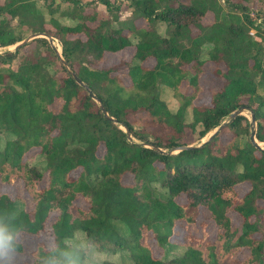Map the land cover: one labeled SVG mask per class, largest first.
<instances>
[{
    "label": "trees",
    "instance_id": "1",
    "mask_svg": "<svg viewBox=\"0 0 264 264\" xmlns=\"http://www.w3.org/2000/svg\"><path fill=\"white\" fill-rule=\"evenodd\" d=\"M95 1L120 9L115 0ZM224 1L230 9L219 0H130L132 13L122 19L88 13L82 0H0V46L46 32L58 39L62 57L84 83L45 36L30 40L27 51L25 43L0 52V181L21 179L32 202L0 192V215L35 234L57 211L54 245L39 242L32 264H60L68 259L65 252L77 253L83 264L84 252L66 242L77 230L99 250L126 251L134 264H264V148L251 142L248 118L237 114L201 145L168 152L191 144L190 134L204 137L240 105L252 108L255 137L264 141V26L243 0ZM207 12L213 18L205 23ZM138 17L148 26L137 25ZM131 45L130 58L119 62L127 66L126 84L113 71L117 64H98L105 52ZM149 58L153 62L144 64ZM206 63H214L222 82L208 104H197ZM85 85L117 122L104 116ZM165 89L178 100L174 111L162 97ZM55 99L61 100L58 109ZM225 129L231 134L222 143ZM32 147H39L36 162L24 158ZM45 176L47 183L39 185ZM242 182L249 188L239 194L235 185ZM231 212L241 221L233 223ZM197 218L200 234L189 227ZM177 223L187 229L184 249L169 255L180 245L171 238ZM149 232L163 249L159 256L146 241ZM241 250L248 251L243 258Z\"/></svg>",
    "mask_w": 264,
    "mask_h": 264
},
{
    "label": "rangeland",
    "instance_id": "2",
    "mask_svg": "<svg viewBox=\"0 0 264 264\" xmlns=\"http://www.w3.org/2000/svg\"><path fill=\"white\" fill-rule=\"evenodd\" d=\"M114 2L116 5L120 6L119 10L115 8H113L112 10H109V8H107V6L104 3H101L99 1L82 0L84 11L88 13L95 12L99 16H102V17H109V16L113 17L114 15L117 14L122 19L130 16V14L132 13L131 7L129 6L130 0H115ZM219 2L225 9H230L226 1L219 0ZM243 2L249 5V10L247 12L251 18L255 19V23H260L264 26V22H263L264 21V0H243ZM66 6H69V5L62 4V7H66ZM257 11L260 14H258ZM212 16L213 14L211 12H207V14L204 16L203 21L205 23L211 21L213 18ZM61 20L65 22H72L70 19H61ZM135 22L139 26H148L147 20L141 17L136 18ZM89 24L92 25L94 24V22L89 21ZM157 28L160 32L163 33L166 30L165 23L160 22ZM262 28L264 27H261V29ZM250 30H252L251 32H253V34L251 33V35L253 36L257 35V31L255 32L256 29L254 27L251 28ZM260 32L261 34L264 35V31L260 30ZM28 34H26L24 37L28 36ZM30 40L26 42L27 43L26 45L22 44V45H25V47L23 48L24 51L29 50L33 46L32 43L29 44ZM15 44L16 43L11 44V45H6V46H0V52H3L7 49L15 50L17 48L15 47ZM53 44L61 51V46L59 44V41L58 39L54 37H53ZM133 51H134V45L127 46L115 52L107 51L104 53L103 59L99 62L98 65L110 67V66L117 64L115 70L113 71L116 72L117 74H120L122 76L123 82L128 84L130 83V78L127 75V66L119 62L121 61V59L130 58ZM153 60H154L153 58H149L146 61H144V64L150 65L151 62H153ZM16 62H18V60L13 61L12 66H16ZM218 66L223 67L224 65L222 62H220ZM214 67H215L214 63H206V65L203 67V71L199 78L200 85L202 86V90L198 93L195 99V103L197 104H208L211 101L212 92L217 90L221 86L222 78L213 72ZM182 87L183 89H189L187 82H184ZM162 97L167 102L169 108L174 111L177 107L178 100L172 96L171 91L169 89H165L162 93ZM60 104H61V100L55 99L52 103V107L54 109H58ZM188 110L190 112V108H188ZM241 114H244L248 118L249 124H250V112L247 109H245L242 111ZM133 118L138 119V122H140L139 120L143 119V116H140L139 118L138 116H134ZM226 120L227 118H225L223 121H226ZM255 126H256V121L254 122V127ZM212 131L208 132L204 137H201V138H197L196 133L194 135L190 134L191 138L189 140L191 142V145L196 144V143L197 145H199L200 143H202L203 140H205V138ZM230 134L231 133L225 129L221 135V142L222 143L226 142L228 138L230 137ZM258 143L260 144V146L264 147V141H258ZM99 151L103 152L102 145L99 147ZM24 158L27 159L29 162H36L37 160H39L40 158L39 147H32L29 150H27L24 155ZM71 173L72 175H75V176L78 175L79 168L73 169ZM129 179H130L129 176L124 178V180H129ZM46 183H47V176H45V178L40 180L39 185L40 184L44 185ZM248 188H249L248 182H242V183H238L235 185V189L239 194H243ZM0 192H7L9 195H12V196L20 195L25 199L28 205H32L30 194L25 189L24 183L21 179H14L11 182H1L0 181ZM176 199L179 202H185L184 195H179L176 197ZM75 201L81 204L82 206H86L85 200L82 199L81 197H78ZM259 203L264 205V200H259ZM56 214H57V211L52 212L47 217L45 221V227L39 233L31 234L27 232H21L19 239L22 242L23 249L22 251L19 252V255L17 256L15 260V264H32L33 251L36 249L37 244L39 242H43V244L47 247H51L54 245V237L52 233L51 223L55 219ZM230 216H231L233 223H238L242 219L241 216L235 212H231ZM199 220L200 219L197 218V220L189 226L190 229L195 231L196 234L201 233L199 232L201 230L200 225L198 224ZM205 229H207L209 238H214L213 236L215 234H214V229L212 225L206 224ZM186 233H187V229L185 228V226L178 225L177 223L176 226L174 227V233L171 235V238L172 240L180 243V245L178 247L173 248L172 251H170L169 255L172 253H179L182 249H184V245H182L181 243L183 241L184 234ZM256 236H259V235H256ZM146 241L154 255L159 256L162 253L163 249L158 245L156 238L151 232L148 233V236L146 237ZM66 242L73 246H77L78 248H80L85 254L84 261H89V264H100L101 261L104 259L113 260V261L118 262L119 264H134L133 260H131V258L129 257L126 251L119 250L117 252H108V251L97 249L95 245L89 241L85 233L80 230L75 231V233L71 237L66 239ZM247 252H248L247 250H241L237 255H240L241 258H243L247 255ZM165 264H172V263L166 262Z\"/></svg>",
    "mask_w": 264,
    "mask_h": 264
},
{
    "label": "water",
    "instance_id": "3",
    "mask_svg": "<svg viewBox=\"0 0 264 264\" xmlns=\"http://www.w3.org/2000/svg\"><path fill=\"white\" fill-rule=\"evenodd\" d=\"M37 36H45L49 42L52 44L54 50L56 51V53L58 54L62 64L65 66V68L68 70V72L75 78V80L78 82V83H81V84H84L83 81L81 80V78L76 74V72L73 70V68L70 66V64L68 63V61L66 59H64L61 55V51L53 44V37L52 35L46 33V32H32L30 34H28V36L22 38L21 40H19L18 42H16L15 44V47H18L22 44H25L26 42H28V40L34 38V37H37ZM89 95L91 97H93L99 104V107L101 109V111L103 112L104 116L109 118V119H113L114 121L117 122V119H115L114 117H112L111 115L108 114L104 104L102 103L101 99L96 96L92 90L87 86L85 85ZM247 109L249 112H250V140L251 142L255 145V146H258V147H261V148H264L262 146H260V144L258 143V141L256 140V137H255V127H254V122H255V117H254V113H253V110L251 107H248V106H245V105H240L238 108L234 109L233 111H231L229 114H228V120L226 121H223L221 124H219L206 138L205 140L202 141V143H204L205 141H207L210 137H212L226 122H228L229 120H231L232 118H234L237 114H241L243 110ZM122 128L124 129V131L126 132L127 134V137L131 138V132L128 128V126L126 125H122ZM202 143H200L199 145H201ZM144 144L146 145H151L153 148L155 149H158L162 152H165L166 150L165 149H162L152 143H147V142H144ZM190 147H194V145H191V144H187V145H179V146H175V147H172L168 150V152H175V151H178V150H181L183 148H190Z\"/></svg>",
    "mask_w": 264,
    "mask_h": 264
},
{
    "label": "clouds",
    "instance_id": "4",
    "mask_svg": "<svg viewBox=\"0 0 264 264\" xmlns=\"http://www.w3.org/2000/svg\"><path fill=\"white\" fill-rule=\"evenodd\" d=\"M20 235V227L6 221L5 217L0 215V264H15L22 243ZM63 255L68 259L61 261L60 264H81L77 253L65 252ZM83 264H89V261H84Z\"/></svg>",
    "mask_w": 264,
    "mask_h": 264
},
{
    "label": "built area",
    "instance_id": "5",
    "mask_svg": "<svg viewBox=\"0 0 264 264\" xmlns=\"http://www.w3.org/2000/svg\"><path fill=\"white\" fill-rule=\"evenodd\" d=\"M252 30H250L249 32L253 34V32H251Z\"/></svg>",
    "mask_w": 264,
    "mask_h": 264
}]
</instances>
